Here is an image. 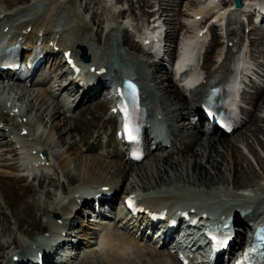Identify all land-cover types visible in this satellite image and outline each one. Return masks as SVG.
<instances>
[{"label":"bare ground","instance_id":"1","mask_svg":"<svg viewBox=\"0 0 264 264\" xmlns=\"http://www.w3.org/2000/svg\"><path fill=\"white\" fill-rule=\"evenodd\" d=\"M77 1L0 0V33L9 27L16 35L24 34L29 39L42 41L47 63L51 62L50 68L56 72L52 82L46 85L47 78L41 75L30 80V87L28 81L22 85L0 81V147H7L15 159L7 162L4 156L0 158V264H54L58 256L68 258L66 251L78 245L83 253L73 252V264H181L170 249H160L153 244L144 246L139 242L132 228L142 217H123L120 210L115 211L114 216L122 221H116L114 227H108L110 223L107 225L104 221L100 230L86 222L85 212L94 209L96 199L92 193L97 189L105 196L104 190L116 192L122 188L123 201L127 195L135 194L145 198L141 203L146 207L182 204V211L192 215L201 212L204 217L218 206L233 211L247 205L245 217L252 216L263 222L264 159L256 145L264 149L261 137L264 136L261 114L264 113V64L258 61L264 57V29H258L264 24V0H243V6L236 10L231 8V0H126L127 7L123 8L109 0H84L85 6L80 4L73 10L71 3ZM171 2L176 3V7L183 2L185 7L183 13L174 14L175 18L170 15L174 7ZM82 6L83 13L79 11ZM154 6L158 8L153 10L150 19L144 20L149 12L147 8ZM85 13L90 14V19H85L87 14L82 16ZM132 16H139L141 25L135 23ZM242 16L251 19L248 25L242 23ZM165 23L169 25L164 36L166 44L162 53L161 40H158L161 55L155 61L152 59L154 38ZM96 25L97 32L100 28L103 31L92 37L90 27ZM245 28H249V34ZM257 30L262 32L256 39L252 34L258 33ZM120 32H125V37H121ZM121 43L129 52L121 49ZM83 47L90 51L87 67L91 73L95 67L98 82H93L84 92L77 111L72 103H62L59 96L64 90L70 94L77 90L74 95L78 92V84L72 79L64 83L69 78L65 69L73 68L69 57L76 66H81L79 54ZM56 50L60 56L54 55ZM202 55L203 73L190 91L191 102L178 81L181 74L164 61L170 62L179 56L182 64L196 68ZM190 56L194 57L193 61ZM240 59L243 63L237 69L238 74L249 80L256 91L254 96H249L244 89L238 96L242 102L250 100L251 110L243 116L237 115L236 128L243 127L237 139L220 138L218 134H229L206 130L194 118L180 123L193 113L200 114L195 102L201 101L212 85L221 84L224 91L230 90L232 86L227 82L231 69ZM101 68H106V73L99 74L97 71ZM151 69L157 70L156 75L148 72ZM129 71L137 75L143 85L148 116L153 119L158 111L170 127L157 149L149 153L152 162L142 168L126 159L124 146L115 135L117 119L110 110L107 89L101 88L107 85L105 81L117 80ZM4 73L11 77L7 71H0V77ZM37 83L41 85L35 86ZM175 100L177 107L171 108L168 101ZM236 107L239 109L240 105ZM69 111L73 112L67 114ZM237 141L256 158L262 173L257 172ZM168 142L172 146L170 150H166ZM80 149L85 150L84 153ZM174 153L178 154L176 158ZM23 154L25 159L31 160L28 174L32 171V181L29 180L31 175L19 173ZM104 200L114 205V197L112 200L103 197L101 201ZM143 220H147L146 216ZM247 221L241 219L238 223L236 238H241ZM78 223L81 226L76 228ZM106 228H109L108 239H103L100 232ZM178 230H173L169 241L161 247L175 242ZM80 236L87 241H82ZM90 238H95L94 243ZM240 244L241 240L238 246Z\"/></svg>","mask_w":264,"mask_h":264},{"label":"rangeland","instance_id":"2","mask_svg":"<svg viewBox=\"0 0 264 264\" xmlns=\"http://www.w3.org/2000/svg\"><path fill=\"white\" fill-rule=\"evenodd\" d=\"M88 1V0H87ZM90 1V0H89ZM109 1H112V3H114V4H117V7H119V8H123L124 6L125 7H127V2H126V0H109ZM123 1H125V2H123ZM134 1H138V0H134ZM86 1H84V0H82L81 2H80V0H78L76 3H71V6H72V9L74 10V8H76L77 6H79L80 4H83L84 5V3H85ZM183 3V2H182ZM182 3H181V5H178L177 7H176V5H174V4H176V3H173V2H171V4H172V9L173 10H171V12H170V15H174V14H176L177 12H181V13H183V10L185 9V7H183L182 6ZM86 4H88V3H86ZM128 4H129V6H131V2L129 3L128 2ZM85 6V5H84ZM84 6H82V8H80V12H82V11H85L84 10ZM158 8V6H154V7H149V8H147L148 9V13H147V16L146 17H144L143 19L144 20H148V19H150V17H151V15H153V10H155V9H157ZM152 11V12H151ZM150 12H151V14H150ZM83 13V12H82ZM73 14H75V11H74V13ZM86 14H87V16H86ZM126 14H127V12H126ZM136 14H139L138 13V10H136ZM86 16L85 17V19H90V14H88V13H85V14H83L82 16ZM90 16V17H89ZM124 16H126V15H124ZM177 16H178V14H177ZM176 17V15H174L173 16V18H175ZM132 18L134 19L133 21H135V23L137 22V23H139L140 25H141V20L140 19H138L139 18V16L138 17H134V16H132ZM244 18H246V19H248L249 20V23H250V21H251V19L250 18H248L247 16H244ZM245 19V20H246ZM139 20V21H138ZM119 22L121 23L122 22V17L120 18V20H119ZM162 22V21H161ZM242 23H244V24H246L245 23V21L244 22H242ZM248 23V24H249ZM247 24V25H248ZM165 27L167 28L169 25L168 24H166L165 23ZM92 28H96V30H94V29H92ZM98 26L96 25L95 27H90V31H91V33H92V37L93 36H95V35H97V34H100V33H102V31H100L102 28H100L99 29V31L97 32V30H98ZM104 29V28H103ZM244 29V28H243ZM246 29V28H245ZM258 29H264V27H261V25H259L258 26ZM94 30V31H93ZM218 31H220L219 29H218ZM264 31V30H263ZM244 32H245V30H244ZM257 32L258 33H254V34H252V36H253V38H259L260 37V35H259V33L260 32H262V30H257ZM242 33H243V31H242ZM246 33L247 34H249V28H247L246 29ZM252 33V32H251ZM129 34H130V32H129ZM119 35L121 36V37H125V32L123 33V32H120L119 33ZM251 36V37H252ZM96 37V36H95ZM94 37V38H95ZM131 40H132V38H131ZM91 43L92 44H94V46H96V47H98V44H96V43H94L92 40H91ZM122 45H121V49L123 50V51H127V52H129V49L126 47V46H124L123 45V43H121ZM113 45V44H112ZM107 46V45H106ZM105 46V47H106ZM111 49V48H110ZM113 49H114V45H113ZM240 51H241V49H240ZM89 50H88V55H89ZM99 52H101V54H102V51H100L99 50ZM132 52L133 51H131V54H132ZM91 56V55H90ZM100 59H102L101 57H99ZM98 58V59H99ZM105 58H106V56H105ZM261 61V62H259V63H263L264 64V62H263V60H264V57H261V58H258V61ZM101 61H103V60H101ZM171 62V61H170ZM170 62H168V61H164V64H168V66H170ZM171 68V67H170ZM150 74H152V75H156V73H157V70H155V69H151V70H149L148 71ZM52 75H54V73L52 74ZM263 81H264V78H263ZM166 85H167V83H165ZM56 87V86H55ZM247 89H248V87H247ZM8 90H10L11 91V93L12 94H14V92H12L13 90H11V89H8ZM248 91V90H247ZM256 90H255V88H253V87H251L250 86V89H249V91H248V94H249V96H254L255 94H254V92H255ZM16 93V92H15ZM101 94V93H100ZM166 96H167V98H169L168 97V94H165ZM169 99H171V98H169ZM28 99H26L25 100V104H27V101ZM171 100H173V99H171ZM247 101H249V103L247 104L246 102ZM52 101L50 100V103H51ZM246 102H245V105L242 107V110H243V115H245V113L246 112H248V111H250L251 109H250V100L249 99H247L246 100ZM87 104H89V102H86ZM85 103V104H86ZM24 104V105H25ZM85 104H83V105H81L82 107L85 105ZM168 104L170 105V107L171 108H176L177 107V102H176V100L175 101H168ZM175 106V107H174ZM79 107H77L76 108V110L78 109ZM248 109V110H247ZM247 110V111H246ZM78 111V110H77ZM77 111L75 112V113H77ZM34 113L35 112H33V116H34ZM74 113V114H75ZM67 114H71V113H69V112H67ZM249 114V113H248ZM263 116H264V113H261ZM33 116H30V120H33V119H31V117H33ZM163 116V115H162ZM192 117V118H191ZM189 119H192L193 120V116L191 115L189 118H183V119H181V122L180 123H183L182 121H187V120H189ZM33 122H36L35 121V119H34V121ZM264 123V122H263ZM37 124V123H36ZM180 125L181 124H179V127H180ZM201 126H203V125H201ZM247 126V125H246ZM165 128H167L166 129V131H168L169 132V129H170V127H169V124H165ZM42 130H43V128H42V126H41V129H40V131L42 132ZM243 130V127L242 126H238L236 129H235V131L234 132H232V134L230 135L229 134V136H222V135H220V134H218V136L220 137V138H225V139H227V140H232V141H235L236 139H237V137H238V135H239V133H240V131H242ZM111 134H113V131L111 132ZM204 135V134H203ZM57 137V136H56ZM262 137V142L264 143V136H261ZM42 140H44V138L42 139ZM75 140L73 139L72 140V142H74ZM91 141H93V138H91ZM237 144H238V147L242 150V152L245 154V155H247V157H248V159H250V161L254 164V166H255V168H256V170H257V172L258 173H262V171H261V169H260V166H258V163H257V161H256V158L252 155V154H250L249 152H248V150L244 147V145H242V143L240 142V141H237ZM66 146V145H65ZM180 146V144L178 143V147ZM4 147V148H3ZM3 147H0V158H3V156H4V159H6L7 160V162H13L15 159H13L14 157H13V155L12 154H10V152L8 153V150H6L7 149V147H5V146H3ZM67 147V146H66ZM66 147H64V149L66 148ZM256 147H257V150H258V152H259V154L262 156V158L264 159V149L259 145H256ZM5 149V150H4ZM60 149V148H59ZM80 151L82 152V153H84V151L85 150H83V149H80ZM79 151V152H80ZM99 152H100V150H99ZM7 157H6V156ZM25 154H23L22 155V157L24 156ZM123 155V154H122ZM175 156H178V154H175L174 153V155H173V157H175ZM27 157V156H26ZM53 157H54V155H53ZM24 159H23V161H24V165L23 166H21V168L19 169V173L20 174H24V175H26V176H30V178H29V180L30 181H32L33 180V174L30 172L29 174H28V172L30 171L29 169H31V165L29 166V162L31 161V160H29V159H25V156L23 157ZM176 158V157H175ZM29 160V161H28ZM152 157L149 155L148 157H147V159L146 160H144V161H142V162H137L138 164H140L138 167L139 168H142V167H144V166H147V165H149L152 161ZM26 161V162H25ZM22 163V162H21ZM142 163V164H141ZM136 164V163H135ZM26 165V166H25ZM28 166V167H27ZM0 167H2L1 165H0ZM24 167V168H23ZM25 167H27V168H25ZM29 168V169H28ZM28 169V171H26ZM55 170H56V168H55ZM41 174H42V172H41ZM54 175L55 174H57V173H53ZM131 179V178H130ZM133 179V178H132ZM178 185V184H177ZM123 186V185H122ZM180 187H183V185H180ZM122 190V188L118 191V194L121 196V194L122 193H120V191ZM59 193V192H58ZM61 195H63L62 194V192H61ZM120 196H118L117 198H119L120 199ZM57 197H58V194H57ZM119 199H116V201L117 200H119ZM66 201H68V199L66 200ZM88 219H92V220H94V217L93 216H89L88 215ZM80 220H81V217H80ZM92 220H90L89 221V223H91L92 225H94V223L95 222H92ZM114 224V223H113ZM98 226H100L99 224H97V227ZM76 227V226H75ZM112 227H114V225H112ZM116 228V227H115ZM45 233V232H44ZM75 233V232H74ZM125 233V232H124ZM80 239H82V237L80 236ZM92 239V238H91ZM92 243H94V241H92ZM142 247V246H141Z\"/></svg>","mask_w":264,"mask_h":264},{"label":"water","instance_id":"3","mask_svg":"<svg viewBox=\"0 0 264 264\" xmlns=\"http://www.w3.org/2000/svg\"><path fill=\"white\" fill-rule=\"evenodd\" d=\"M236 4L240 7L243 5V0H235ZM84 57L86 59H88L87 55H86V49L84 48Z\"/></svg>","mask_w":264,"mask_h":264}]
</instances>
